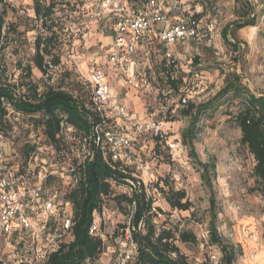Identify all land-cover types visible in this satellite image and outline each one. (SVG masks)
Segmentation results:
<instances>
[{
    "label": "rangeland",
    "instance_id": "obj_1",
    "mask_svg": "<svg viewBox=\"0 0 264 264\" xmlns=\"http://www.w3.org/2000/svg\"><path fill=\"white\" fill-rule=\"evenodd\" d=\"M91 4V0H87ZM193 9L196 14H201L204 21L217 20V34L215 33L212 47L204 44H196L190 40L178 43L169 48L178 57L177 65L182 70H195L196 74L187 80L184 94L187 100L195 103L205 102L211 98L222 86L224 73L235 70L242 81L255 95L264 94V0H217L212 8L202 12L200 0H182ZM245 1L250 4L249 17L254 16L255 26L246 27L236 33L240 42L239 52H234L221 37L223 28L238 20L242 15V6ZM28 0H15L10 5L6 4V21L11 28L6 32L3 48L0 49V65L3 68L2 79L5 83L16 86V92H23L21 84L28 81L37 83L39 88L43 83L53 80L56 69H51L47 74L39 72L32 65L31 58L34 55V42L39 34H45L41 21L34 19V13L29 6ZM92 8L85 11L76 23H85L83 27L88 30V37L84 40L67 39L65 31H61V45L55 49L63 62V69L72 74L79 72L84 78L89 76L91 65L102 63L107 69L105 56L97 53V43L102 42L106 52L110 50L112 41L109 33L102 37L98 31L102 28L100 21L91 19ZM61 15V13H60ZM59 12L57 16H60ZM82 15V14H81ZM63 16L65 27L73 24L74 19H66ZM63 26V29H65ZM231 42H234L230 37ZM193 57L199 58L198 64L190 65ZM237 62L235 65V59ZM30 66L31 75H26V68ZM221 66L224 73H220ZM138 66V64H137ZM129 66L125 65L124 70ZM110 68V67H108ZM140 79L144 77V69L133 67ZM138 68V70H137ZM109 73V71L107 70ZM121 90L125 107L131 111L136 118L147 120L149 118L162 119L179 141V149L174 157L170 159L165 153L158 152L155 142L145 135L139 139V151L143 161L147 162V169L139 174L143 181L147 194L153 199V207L160 208L162 214L155 217L160 224L164 220L167 226L186 230L196 236V242L183 244L178 242L177 246L187 257L188 264H220L221 254L217 247L209 244L208 226L211 219V201L214 198L213 211L216 213L215 225L218 233L223 239L240 247L241 254L237 256L234 264H264V184L258 181L254 175V159L247 149L240 143L241 132L224 110L228 106L218 109L215 113H208L201 117L198 123V133L193 140L196 158L189 156V146L182 141L181 132L190 124V117L179 112L181 107L176 105L178 97L164 100L158 97V91L144 90L135 91L128 87L122 79L116 81V91ZM165 107L173 106L174 113L163 116L159 113V103ZM171 110V111H172ZM228 110L235 111L234 105ZM10 118L12 131L2 135L10 162L18 163L17 149L20 141L33 136L27 133V124L20 118ZM18 139L19 141H15ZM70 141V139H69ZM71 142V141H70ZM37 160L29 165L30 172L36 171L33 182L37 180L40 173V159L47 162L48 167H53L59 159L55 157L52 150L41 148ZM152 150L156 151L157 157H151ZM197 162L213 163L214 171H209V183L201 177L202 167ZM64 172L69 174L71 163L65 158L60 163ZM49 168V169H50ZM65 184V183H64ZM183 190L185 199L191 206L186 211L172 209L161 192V190ZM114 194L130 193L129 187L117 186L113 188ZM59 197V198H58ZM57 199L62 198L58 194ZM129 210V208L127 209ZM71 215L72 210H66ZM39 217L35 216L37 220ZM94 219L100 226L104 235V251L100 256L102 264H114L120 259L126 250L131 249L128 242L129 235L122 232L121 226L129 223V214L117 209L111 198H103L102 210L96 213ZM38 223V222H37ZM116 234V236H115ZM28 236V240H29ZM32 242V240H29ZM41 241H37L40 244ZM14 247V248H13ZM36 243L26 246L15 247L7 239L0 240V260L6 264H19L20 260H33L35 257ZM214 257V259H213Z\"/></svg>",
    "mask_w": 264,
    "mask_h": 264
},
{
    "label": "trees",
    "instance_id": "obj_2",
    "mask_svg": "<svg viewBox=\"0 0 264 264\" xmlns=\"http://www.w3.org/2000/svg\"><path fill=\"white\" fill-rule=\"evenodd\" d=\"M29 6L34 13V19L41 21L45 34H39L34 42V55L31 58L32 65L39 72L47 74L51 69H56L55 77L49 82L43 83L39 88L37 83L28 81L21 86L23 92H16L14 85L3 81V68L0 65V140L2 135L12 131L10 116L22 119L27 124V133L33 136L20 141L15 157L18 163L10 162L4 145V163L14 172L19 186H32L33 176L36 171L30 172L29 165L37 160L41 148L52 150L55 157L59 159L53 167H48L47 162L40 159V172L46 174L43 180V195L57 199L62 194L63 203H68L71 213L70 230L64 237L58 240V248L53 249L52 244L45 242V237L51 234L54 229L53 220H48L42 228V240L36 244L44 258L36 263L33 260H22L19 264H88L100 258L104 251V242L100 236L90 234L94 221V213L102 210L103 198H111L117 209L129 214L130 222L121 226L122 232L129 235L128 242L133 244L134 251L127 264H188L187 257L181 252L177 243L192 244L196 242V236L186 230H178L167 226L164 220L160 224L155 221L157 214H162L160 208L153 207L154 199L147 194L143 181L139 174L120 163L111 159V156L104 146L94 150L91 158H84L74 173H65L60 164L65 158L69 159L71 166L76 164L79 153V140L82 136L88 135L99 120L92 105V86L79 72L72 74L69 70L63 69L60 55L55 53L61 43V31L66 19H78L85 11H89L90 3L87 0H28ZM143 0H131V3L140 5ZM236 3L240 0H234ZM217 0H200L202 12L212 8ZM250 4L245 1L242 6V15L238 20L226 25L220 32L224 42L234 52H239L240 42L236 33L246 27L255 26L254 16L249 17ZM59 12L60 16H57ZM82 14V15H81ZM6 4L0 0V49L3 48V41L6 32L11 28L6 21ZM201 18V14L196 15ZM77 21L73 24H77ZM203 22L204 30L208 23L215 22L216 32L217 20L210 19ZM79 24V23H78ZM66 28V27H65ZM217 34V33H216ZM232 37L234 42H231ZM196 44L212 47L214 39L206 32L199 39H191ZM151 53L152 64L144 70L142 80L146 82L147 91H158V97L164 100L178 97L176 105L181 107V114L189 116V126L181 132L182 141L189 146V156L196 158L193 140L198 133V123L202 116L208 113H215L218 109L234 105L236 110L225 109L224 113L232 119L235 126L241 132L240 143L254 159L253 172L258 181L264 184V94L255 95L252 93L242 78L235 70L224 73L221 66L220 73H224L223 86L205 102L195 103L188 100L181 104V97L187 80L196 74L195 70H182L173 75V67L166 66L162 58L164 48L159 45H150L147 48ZM178 61V57L173 52ZM137 61L141 56L135 57ZM235 65L237 58L235 57ZM199 58L193 57L191 64H198ZM26 75H31L28 65ZM140 77V75H139ZM10 105V107L7 106ZM159 113L163 116H170L174 107H165L159 103ZM172 110V111H171ZM167 123V121H166ZM70 139V141H69ZM15 141H19L16 139ZM155 141V140H153ZM178 141L180 139L178 138ZM156 149L158 145L154 144ZM165 153L166 152H160ZM140 156L141 152H140ZM169 157V156H168ZM142 158V157H141ZM170 158V157H169ZM171 159V158H170ZM147 167V162L143 161ZM202 167L201 177L209 183V171H214L213 163L197 162ZM50 168V169H49ZM65 183V184H64ZM117 186L129 187L130 193L114 194L113 188ZM165 201L172 208L179 211H186L191 203L185 199L183 190H162ZM59 198V197H58ZM211 201V219L208 228V241L212 246L217 247L221 254L220 264H234L237 256L241 254L239 246L226 242L218 233L215 225L216 213L214 209V198ZM134 205V206H133ZM129 208V210H127ZM36 214L32 215L35 219ZM34 221L38 226L42 225V217ZM23 231H14L9 241L15 247L35 244L34 240ZM116 236V234H115ZM120 259H117L119 261ZM116 261V262H117ZM116 262L114 264H116Z\"/></svg>",
    "mask_w": 264,
    "mask_h": 264
},
{
    "label": "built area",
    "instance_id": "obj_3",
    "mask_svg": "<svg viewBox=\"0 0 264 264\" xmlns=\"http://www.w3.org/2000/svg\"><path fill=\"white\" fill-rule=\"evenodd\" d=\"M14 1L4 0L9 5ZM90 7L92 13L88 16L95 22L99 20L100 25L104 22L98 33L102 37L109 33L112 41L108 53L102 42L96 45V52L105 56L103 63L107 69L102 63L92 64L86 80L92 86V105L99 122L88 135L79 140L80 155L69 173L77 171L84 158H91L96 148L105 145L113 161L141 174L147 167L140 156L139 139L148 135L158 145V152H166L174 159L179 149L178 137L166 127L162 119L136 118L125 107L122 94L116 91V81L122 79L123 75L128 87L135 91H147L146 82L139 78L140 74L133 67L145 70L150 66L151 53L147 48L156 44L164 48L162 58L166 66L173 67L172 76L177 75V59L169 48L191 39H199L204 32L214 39L216 24L210 22L204 30L202 19L182 0H143L140 5L131 3V0H91ZM84 24L82 21L66 26L64 31L67 39L84 40L88 37ZM138 55L141 56L139 61L135 58ZM125 65L129 67L124 70ZM187 101L185 97L181 98V104ZM7 106L10 107L9 104ZM150 155L157 157L155 150ZM4 160V143L0 140V240H10L14 231H23L37 244L43 237L42 228L48 220H53L54 229L45 237V242L52 244L56 250L57 241L70 230L71 215L66 213L69 204L43 195V180L46 178L44 172L39 174L32 186H19L14 172L5 165ZM34 214L42 217V225L38 226L34 221ZM90 234L104 237L95 219ZM131 246L116 264H127L134 251L133 244ZM43 258L44 252L36 246V263ZM0 264L6 263L0 260ZM88 264H102V261L98 258Z\"/></svg>",
    "mask_w": 264,
    "mask_h": 264
},
{
    "label": "crops",
    "instance_id": "obj_4",
    "mask_svg": "<svg viewBox=\"0 0 264 264\" xmlns=\"http://www.w3.org/2000/svg\"><path fill=\"white\" fill-rule=\"evenodd\" d=\"M242 30H243V29H242ZM122 89H123V88H120V89H119V92H120L121 94H122V92H121Z\"/></svg>",
    "mask_w": 264,
    "mask_h": 264
}]
</instances>
